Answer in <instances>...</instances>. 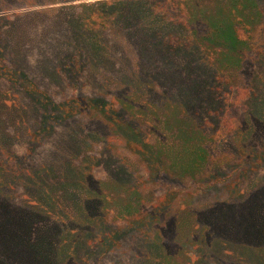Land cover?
Listing matches in <instances>:
<instances>
[{
    "label": "rangeland",
    "instance_id": "1",
    "mask_svg": "<svg viewBox=\"0 0 264 264\" xmlns=\"http://www.w3.org/2000/svg\"><path fill=\"white\" fill-rule=\"evenodd\" d=\"M257 1L0 0V264H264Z\"/></svg>",
    "mask_w": 264,
    "mask_h": 264
},
{
    "label": "trees",
    "instance_id": "2",
    "mask_svg": "<svg viewBox=\"0 0 264 264\" xmlns=\"http://www.w3.org/2000/svg\"><path fill=\"white\" fill-rule=\"evenodd\" d=\"M234 1L242 2L243 0H234ZM253 2H255V5H258L257 0H253ZM162 9H163V15L168 14L167 11H164L165 8H163V6H161V10ZM176 10L177 13H181L180 10L178 9ZM224 10L225 9L217 6L213 11L214 13L209 14L207 12L208 8L203 7L199 11L197 10V13H200V15H205V17H207V25H205V27L203 28L206 29L208 27L207 37L215 36V38L224 40L226 43H228L227 45L228 50L226 52H228L229 54V52L233 53L234 50L235 51L237 50V44H239L241 38L239 37L238 31H236L235 26L233 25L234 22L225 14ZM179 15L185 18V16L182 13Z\"/></svg>",
    "mask_w": 264,
    "mask_h": 264
}]
</instances>
